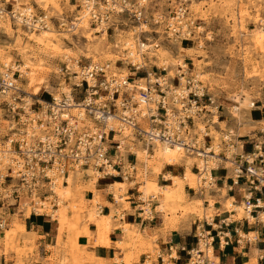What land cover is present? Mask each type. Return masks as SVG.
<instances>
[{"label":"built area","instance_id":"obj_1","mask_svg":"<svg viewBox=\"0 0 264 264\" xmlns=\"http://www.w3.org/2000/svg\"><path fill=\"white\" fill-rule=\"evenodd\" d=\"M88 2V6H93L87 10L88 20L95 27H105L106 34L110 30L114 34L120 30L122 22L113 20L114 17L124 16L132 24L131 32L135 40L138 39L136 48L128 52L132 50L128 47L122 57L134 75L122 78L107 74L106 64H84L79 72L74 73L77 82L72 84L70 91L59 92L58 98L51 96L45 101L44 109L40 102L37 110L28 106V112L27 103L21 95L23 90L16 83L17 71L6 66L0 71V230L8 225L6 207L9 211L16 209L17 212L12 214L22 212L21 199L29 200V216H47L48 209L41 200L50 203L51 209L58 206V197L54 195L52 185L59 177L64 180L70 170L89 169L90 174L97 178L120 176L134 181L137 178L136 156L132 161L129 155L133 152L130 151L124 160L123 138H131V141L138 138L145 146L159 141L194 152L202 159L203 165L210 159L218 164L210 168L212 173L223 166L226 152L230 150V145H235L234 133L226 131L220 139L223 150H219L216 158L199 155L198 151L212 146L209 129L212 120L206 115H210L211 110L207 107L214 101L185 61L176 65L172 77L168 76L163 66H156L159 73L154 68L148 70L146 53L157 48L158 43L142 38L148 31L145 28L148 25L146 0ZM6 15L13 18V10L0 6V19ZM185 15L186 10L181 7L171 20H167V37L190 39L195 35L194 22L182 21ZM22 17L21 24L26 27L35 19L28 14ZM158 18L156 21L159 23ZM79 19L78 16L68 22L67 30H75ZM42 25L46 26V23ZM261 25L264 31V25ZM136 77H141L143 81H137ZM138 83L140 86L135 91ZM74 108H78L77 114L70 112ZM82 109L85 114L80 118ZM202 116L206 118H203V129H199L196 123ZM261 133L262 140L253 144L252 151L234 153L229 162L231 182L237 184L242 181L248 185L243 203L247 213L264 208L263 129ZM204 180L202 177L198 188L205 187ZM141 201L144 203L143 199ZM204 221L209 225L205 218ZM196 229L194 241L179 245L178 250L185 255L187 264H215L211 230L202 225Z\"/></svg>","mask_w":264,"mask_h":264},{"label":"rangeland","instance_id":"obj_2","mask_svg":"<svg viewBox=\"0 0 264 264\" xmlns=\"http://www.w3.org/2000/svg\"><path fill=\"white\" fill-rule=\"evenodd\" d=\"M19 2L21 6H31L35 19L47 14L48 25L59 38V40L54 41L55 46L51 44L50 47L43 50V46L37 44L33 39L38 36L39 30L33 27L28 28L7 15L0 19V71L5 69L3 61L6 60V57H10V63L20 66H24V57H26L29 63L33 65V68L36 69V78L42 76L45 79L40 84L39 79H36L34 84L27 86L26 81L18 77L19 72L16 70V83L23 90L21 95L24 100L29 98L25 91L32 93L37 87L40 88L37 96H30L29 98L32 103L30 106L32 110L38 109V101L36 100L38 97L49 100L53 93L59 94V92L71 88L72 84L77 82L74 73L78 69L72 67L67 69L66 66L70 62L67 59H63L65 53L72 62L74 61L79 65V68L91 62L88 57L91 55L90 57H98L94 62H99V64L108 63L109 71L111 69L116 71V76L118 74L119 76L120 74H132L123 62L122 55L124 52L121 50L120 41L129 34L134 43L136 42L134 35L131 33L132 24L124 16L113 18L117 22H122V25L119 26V31L123 32L122 36H116L119 31L114 34L110 30L106 34V39L103 40L104 44H99L101 36L98 32H95L93 35L97 39L92 45L79 26L72 31H68L66 28L68 22L74 21L76 17L80 16L78 9L81 7L82 0H19ZM14 3L11 0H0V6H4L7 9L13 10L15 8ZM181 7L186 10V15L182 21L191 20L196 27L195 35L190 39L170 38L169 36L167 37L168 34L165 32L167 20H171ZM145 16L148 20V31L142 35V38L146 37L149 41H156L159 49L167 51L171 58L187 62V65L196 72L197 77L213 99L214 103L207 107L211 110L210 115H206L212 120L209 127L210 144L213 145L214 138H218L220 142L223 133L231 130L236 139L235 146L237 150H235V153H249V151H246V143H244V140L249 138L251 140L247 142L249 145L251 144L250 151H252L253 144L262 140V137H258L260 134L258 132L262 129L264 131V53L256 48L252 40L255 29L259 26L262 28L259 18L264 19V0H146ZM157 18L159 23L156 21ZM88 23L90 27L95 28V25L90 21ZM44 28L46 29L47 26H44ZM117 42L119 43V48L115 50L112 45ZM88 46H91V48H88ZM93 47L98 48L99 51L93 49ZM24 52H26V55L23 54ZM150 56H152V51L147 54L148 69L154 68L159 73V69L156 66L160 68L159 66L161 65H158L154 58ZM6 68L8 67L6 66ZM57 68L61 69L59 73H55ZM175 68L176 66L172 67L170 72L167 71L169 77L174 75ZM27 70L29 69L27 68ZM109 71L107 74L111 75ZM22 74L23 77L27 76L25 73ZM60 84L66 88H61ZM45 86H50L51 88L46 89ZM233 93L247 94L248 99L254 103L253 106L247 107V110L241 109L238 115L233 114L230 109L232 101L229 98ZM214 107H217L216 111L213 110ZM29 114L31 115V113ZM206 116H202L198 122L204 124L203 118H206ZM250 118L252 120L251 123L249 121ZM200 123H196V126L200 125ZM130 139L128 137L123 138L122 148L124 150V160L127 152H133L132 155H129L132 161L135 160L136 156L137 178L134 181L125 180L120 176L113 178V180H103L85 172L81 175H76L74 176L75 180L72 181L69 198L65 201L63 200L62 203L60 202V206L58 205L54 208L56 209L62 205L67 206L66 219L62 227L59 217L51 208H48L47 216H41L48 222V225L55 223L58 226V242L60 241V235L64 231L68 235L67 241L71 242L70 235L73 226L77 230L78 224L82 223V227L85 225L93 227V224H88L89 221L87 220L86 212H84L86 211L85 207L90 208L94 199L97 200L98 206L102 203L106 204V197L109 198L110 194L115 195L114 199L118 204L128 206L125 203L128 199L126 191L130 190V188H135L133 191L134 195H139L140 199H143L147 205L150 204V201L152 202V199H157L159 205H164L166 212L174 213L176 209H181L184 216L192 214L201 217V209L195 212L191 207L198 200H201L202 197H205V192L203 191L206 190V194H208L205 199H215L212 195L219 193L218 185L216 188L215 186L208 187L205 184L204 188H198L195 180L190 187L189 184L183 185L186 195L183 196L180 202L175 200V193L172 194L171 199L163 203L160 200L163 198L162 194L157 193L155 195V193L150 192L144 195L140 186L145 184L146 179L154 180L159 185L169 183L164 178V175L167 176L169 174L167 171L168 165L161 167L159 173L154 171L150 163V160L153 159L151 155L154 154L152 148L148 149V154L137 159V155L134 152L137 147L136 143L139 142V145L142 144L143 146L144 144L138 138L132 141ZM251 141L253 143H250ZM219 150H223L221 143L219 144ZM231 151L232 149L230 148L228 152ZM228 152H226V155ZM175 166H179L178 171L179 175H181L184 165L177 164ZM192 170L194 173H198L197 160L192 166ZM220 172L221 175H231L228 170L223 171L221 169ZM217 174L219 173L214 172L213 176H217ZM92 181H95L94 184ZM117 182L124 183L122 187L124 189H116ZM109 183H113V185L106 189ZM152 193L155 196H151ZM28 201V199H21L20 208L23 209L21 210L22 212L16 214H12L17 212L15 208L9 211L8 207H6L7 220H11V223L14 221L23 223V218L26 217V214H30L31 208L29 204H24V202L28 203ZM89 201L90 205H87L86 203ZM47 206H50V203H47ZM112 208L115 207L113 206ZM148 210L149 206L145 211ZM113 212L111 210L110 214L106 215L108 219H111ZM118 215H120L119 212ZM10 227L14 229L11 232H6L3 239L0 238V242H4V253L8 260H10L11 255H13V259H11L13 264H32L35 259H39L40 256L37 254L32 242L22 240V243H20V231L22 230L14 224ZM151 249L149 245L147 250L150 251ZM81 254L77 248L70 245L69 249L63 252L53 249L44 262L46 264H50L52 261L55 264H82ZM125 256H128L129 260L132 259L130 253Z\"/></svg>","mask_w":264,"mask_h":264},{"label":"crops","instance_id":"obj_3","mask_svg":"<svg viewBox=\"0 0 264 264\" xmlns=\"http://www.w3.org/2000/svg\"><path fill=\"white\" fill-rule=\"evenodd\" d=\"M258 134L261 138V131ZM249 140L251 139L244 140V143H246V151L250 152L251 144L247 142ZM175 165L177 164L168 165L167 171L171 175L180 176L179 166L177 168ZM214 172L219 173L214 177L219 186L218 191L220 190L219 193L212 195L215 201L223 202L224 194H227L232 196L236 203L243 204L248 185L242 181L237 184L232 183L230 175H221L220 169ZM103 180H113V178ZM168 182L166 184H170V181ZM110 184L112 183H109L106 189L110 187ZM134 189L130 188L126 191L128 199L125 203L128 206L118 204L111 195L108 196L109 198L106 197V204L102 203L98 206L101 214L109 215L111 210L114 211L110 219L107 245L97 244L93 234L77 235L76 243L82 253V264H124L123 258L128 253L132 257L130 260L132 264H187L185 255L178 250V246L191 244L195 239L196 228L200 225L207 230L210 229L214 236V262L217 261L218 264H264V221L260 219V213L264 212V208L255 209L253 213H249L250 215L246 212L241 218H236L235 212L220 210V203H216L215 206L219 210L213 212V223L211 224L205 215L201 217L192 214L184 216L180 209H176L174 213L158 210L157 199H152L148 205L145 201L142 203L140 196L134 195ZM86 204L90 205V201ZM205 205H208V201ZM113 206L115 208H112ZM148 206L149 210L145 211ZM204 218L209 225L205 224ZM47 223L39 215L23 218L25 228L20 231L19 241L20 243L22 240L32 242L40 256L32 264H46L44 260L53 249L63 252L69 249L71 243L73 244L72 241H67L66 231L62 232L58 242V226L55 223H50V225ZM11 225L10 220L7 228L0 230L1 239L4 238L6 230ZM82 225L83 223L78 224V228ZM89 229L92 232L95 230L92 226ZM225 241H227L226 244ZM149 245L152 248L150 251L147 250ZM4 248V242L1 241L0 264H13L11 260L13 255L8 260ZM50 264L55 263L52 261Z\"/></svg>","mask_w":264,"mask_h":264},{"label":"bare ground","instance_id":"obj_4","mask_svg":"<svg viewBox=\"0 0 264 264\" xmlns=\"http://www.w3.org/2000/svg\"><path fill=\"white\" fill-rule=\"evenodd\" d=\"M12 2H15V8L13 9L14 12V17L16 22L21 24V19L23 18V14L28 16H32V8L31 6H21L19 0H11ZM141 1V0H139ZM88 0H82V4L81 7L78 9V11H80V16H79V21L77 22L76 26L80 27L82 29V32L85 33V37H87L88 41L92 43V45L95 42V39H97V37L93 34H95V32L100 34V40L98 43H102L104 44L103 40L106 39V33L104 31V28L101 27H90L89 26V21H88V17H87V10L90 8H93L92 5L88 6ZM85 4V5H84ZM82 5H83V10H82ZM87 6V7H86ZM101 9H103V6H100ZM184 8V7H183ZM48 16L47 14H45V16H40L38 19H34L31 24L28 26L29 28H36L37 30H39V34L38 36L34 37L33 39L36 41L37 44L43 46V50H46L47 47H50L51 44H53L54 46L55 44V40H59V38L54 34V30L52 28H50V26L48 25ZM259 20L261 21V23L264 25V19L263 18H259ZM43 23H46L47 28L45 29L44 26L42 25ZM145 28L147 29V26H145ZM93 30V31H92ZM120 32V31H119ZM117 33L116 36H122L123 32ZM133 35V32H131ZM32 38V37H31ZM134 40H135V36H134ZM136 40H138L136 38ZM135 40V42H136ZM252 40H253V44H255L256 48L259 49L260 51H262L264 53V31L263 28H261L260 26L258 28L255 29L253 35H252ZM121 42V50L125 53V50L130 47L132 50H129L128 52H133L134 49L136 48V43H134L133 39L131 38V36L129 34H127L126 36L123 37V40L120 41ZM180 42V41H179ZM154 43H156V41H154ZM97 44V45H99ZM101 44V45H102ZM113 48L115 50H118L119 48V43H114ZM88 48H91V46H88ZM93 49H97L99 51L98 48H94ZM96 51V50H95ZM97 52V51H96ZM149 52L146 53L149 54ZM24 55H26V52L23 53ZM91 56V55H90ZM91 62L90 63H96L94 62V60H97L98 57L94 56V57H90ZM151 58H154L155 62L158 65H161L164 67V69L168 72H170V69L174 66H176L178 63L180 64H184L183 61L181 62L180 59L175 60L174 58H171L169 53L165 50H160L159 47L155 48L152 51V56H150ZM64 60L67 59L68 62H70V64H67V69L69 67L72 68H77L78 70H76L75 72H79V65L77 63H75L74 61L72 62L69 57L67 56V54H64ZM124 59V58H123ZM24 66H20V65H15L14 63H10L11 59L10 57H6V60L3 61L4 66L7 67H11L13 70H17L19 72V78L23 79L26 81L27 86H31L32 84H34V82L36 81V79H39V84L44 82V78H42V76H39V78H36V69L33 68V65H31L28 61V58L24 57ZM10 65H9V64ZM99 64V62H97ZM88 65V64H87ZM107 67L106 69L109 71V64L106 63ZM27 68L29 70H27ZM149 70V69H148ZM61 71L60 68H57L55 73H59ZM151 71V70H149ZM36 72V73H35ZM25 73L27 76L23 77V74ZM109 73H111L113 76L117 75V72L114 71L113 69H111L109 71ZM119 75V74H118ZM134 74L132 73L131 75H123L120 74V76H122V78H124L125 76H133ZM124 76V77H123ZM198 76V75H197ZM151 77V76H150ZM152 78V77H151ZM137 81L142 82L143 79L141 77H136ZM60 86H62L61 88L65 89L66 87H64L63 85L60 84ZM140 84H138V86H136L135 91L138 90ZM50 87V86H49ZM48 86H45L46 89L49 88ZM51 88V87H50ZM53 90V89H52ZM71 88H67L65 91L67 93V91H70ZM40 88L37 87V89H35L34 91H32V93L25 91L28 95L29 98L30 96H37L39 94ZM58 91V89H57ZM136 95V94H135ZM53 97L58 98L59 96L55 93H53ZM29 98H26V109L28 112H30V106H31V102L29 100ZM229 98L232 101V106L230 107V109L232 110L233 114H237L239 113V111H241V109L247 110V107L253 106V102H251L248 99V95L247 94H239V93H233L232 95L229 96ZM38 102H40L42 104V107L44 109L45 107V99L38 97V99H36ZM29 106V107H28ZM141 106V105H140ZM142 107H144L142 105ZM217 107H214V111H216ZM75 109V110H74ZM72 110H70V112L72 114H77L78 113V108H74ZM144 110V109H143ZM83 109L80 111L81 115L79 116L80 118H82L84 116L85 113H83ZM145 111V110H144ZM199 121V120H198ZM197 121V124L200 123ZM250 123L252 122L251 118L249 119ZM199 127V129H203V124L200 123V125H197ZM124 142V141H123ZM221 143L218 141V138H214L213 140V145L212 146H207L204 147V151H198L199 155L206 157V158H216L217 154L219 152V144ZM123 144V143H122ZM133 144V142H132ZM135 144V143H134ZM140 143L137 142L136 145L137 147L134 149V152L137 155V159H139L141 156H144L146 154H148V149L152 148V150L154 151V154H152V158L150 161L152 168L154 169V171H156L157 173L160 172L161 167H163L164 165H173V164H182L184 165V170L183 173L178 176V175H171L168 174L167 176L164 175L165 180L170 181V184H163V185H159L157 184L154 180H147L143 186H140L142 188L141 191H143L144 195H147L150 192L155 193V195L158 194H162V199L161 202H166V200L171 199L172 198V194H176V201L180 202L183 199V196L186 195L183 185H188L189 187L192 186L194 184V181L196 180L197 185L198 182L201 180V178L203 177L205 180V184L208 187L211 186H217L215 180L216 178L213 176V173L211 172L210 168L211 167H215L218 164H215L213 161H208L206 163V165H203L202 163V159L199 158V156L197 154H194V152H186L185 150H183L182 148H177V147H173V146H169L166 144H163L159 141H154L152 143V145L149 146H142L139 145ZM134 146V145H132ZM213 150V152L211 151V149ZM230 148L232 149L231 152H228V154L226 155V161L224 163L223 166H219L218 168L221 170H230L229 167V162L231 160L232 155L235 153V150H237V147L235 145H230ZM122 151L123 148H122ZM147 160V158H146ZM197 160V166H198V173H194V171L192 170V166L194 165V163ZM87 173L90 174L91 171L89 169H85V170H80L77 169L76 171H69V174L67 176L64 177V180L62 177H59L56 179L55 183L52 185V191L54 193V195H56L58 197V201L57 204L59 205L60 202L62 203V201L66 200L69 198L70 194H71V187H72V181L75 180L74 176L76 175H81L82 173ZM93 184L95 181H92ZM117 188L116 189H124L122 188L124 183L121 182H117ZM186 183V184H185ZM112 184H110V186H112ZM217 188V187H216ZM205 192V197H202L201 200H198L196 204H194L191 208L193 211H202V215H205V217L208 219L209 223H213V212H216L219 210V208H217L215 206L216 203H220L221 207L220 210H227L230 212H235L236 214V218H241L246 212L244 211V207L242 206V204L236 203L234 198L230 195L224 194V201L220 202V201H215V199L209 198V199H205L206 196H208L207 191H203ZM151 194V196H155L154 194ZM115 196V195H114ZM208 201V205H205V202ZM95 202V204H94ZM41 203L43 204V206L47 207V209L49 208V206H47L48 202H44L43 200H41ZM24 204H28L27 202H24ZM60 206V205H59ZM66 205H62L61 207H58L56 209L52 208V210L54 212H56L57 216L59 217V221L62 225L65 223V219H66ZM85 207V206H84ZM183 207V206H182ZM99 208L98 204H97V200L94 199V201L91 204L90 208L85 207L84 212H86V217L87 220L89 221L88 224H93L94 227V232H92L89 227L87 225L75 229V227L73 226V230L72 233L70 235V239L73 242V244L71 243L70 245L72 247H75L79 250V247L76 243V237L79 234H93L96 238V243L97 244H105L107 245L108 243V232H109V227H110V219H108V216L101 214V212H99ZM158 210H164V205H158L157 206ZM181 210V209H180ZM166 211V210H165ZM248 215H250L249 213H247ZM26 216H29V213L26 214ZM260 219L264 221V212L260 213ZM15 225L17 227L20 228V230H24V225L23 223H19V222H13L12 225ZM11 225V226H12ZM14 228L10 227L8 230H6V232H11ZM5 232V233H6ZM209 252H212V250H209ZM210 256V253H209ZM119 260V258H118ZM123 263L124 264H132L128 258V256H125L123 258ZM215 264H218L217 261H215Z\"/></svg>","mask_w":264,"mask_h":264}]
</instances>
